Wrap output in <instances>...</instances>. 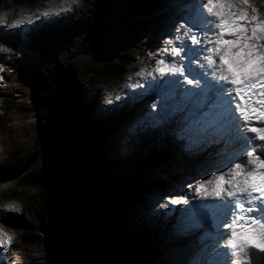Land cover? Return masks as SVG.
Returning <instances> with one entry per match:
<instances>
[{
    "label": "snow or ice",
    "instance_id": "snow-or-ice-1",
    "mask_svg": "<svg viewBox=\"0 0 264 264\" xmlns=\"http://www.w3.org/2000/svg\"><path fill=\"white\" fill-rule=\"evenodd\" d=\"M78 3L40 0L35 11L17 9L11 23L8 12H0V29L18 32ZM174 7L179 23L157 50L159 58L149 57L154 64L126 85L155 90L157 98L127 135L167 126L189 155L217 145L215 160L198 173L202 178L182 195L164 196L167 203L159 207L167 214L176 211L169 205L180 206L178 235L205 229L187 264H264V15L254 0H175ZM5 51L11 49L0 43ZM0 208L20 210L16 202ZM7 242L0 233L4 251Z\"/></svg>",
    "mask_w": 264,
    "mask_h": 264
},
{
    "label": "trees",
    "instance_id": "trees-1",
    "mask_svg": "<svg viewBox=\"0 0 264 264\" xmlns=\"http://www.w3.org/2000/svg\"><path fill=\"white\" fill-rule=\"evenodd\" d=\"M40 0H0V12L7 20L17 9L35 11ZM171 0H79L67 12L54 18H40L24 26L41 27L57 23L56 31L40 37H27L18 46L30 50L25 55L36 114L50 124V131L61 139L55 145L43 144L26 157L9 151L0 158V169L17 177V191L4 199L19 207L26 201L34 208L39 228L52 232L40 240L49 249L54 264H137L142 256L151 262L163 253L157 237L145 221L138 237L142 244L130 253L119 255L112 235L119 230L124 216L141 209L143 218L152 207L143 190L123 196L108 195L101 185L105 168L101 163L107 134L96 133L89 124L88 110L72 103L73 81L89 92L94 105L105 103L119 88L129 67L153 40V29L166 30L174 18L167 10ZM128 110L127 103L101 116L113 120ZM169 152L155 146L139 158L130 179L146 173L154 163L167 162ZM41 156L58 160L43 168L29 170ZM165 195L168 186L158 182ZM113 188H116L115 186ZM120 191H121V187ZM158 188V189H159ZM155 239V240H154Z\"/></svg>",
    "mask_w": 264,
    "mask_h": 264
},
{
    "label": "rangeland",
    "instance_id": "rangeland-1",
    "mask_svg": "<svg viewBox=\"0 0 264 264\" xmlns=\"http://www.w3.org/2000/svg\"><path fill=\"white\" fill-rule=\"evenodd\" d=\"M174 3L175 0H171L167 8V10L174 12V21L167 25L169 29L165 32L160 30L159 27L153 29L152 42L145 44L142 55L132 62L127 73L131 79H129V77L122 79L118 90L110 98L111 103L105 102L104 104L94 105L91 102L89 92L80 85V82L73 81L71 84L73 95L72 103L74 106L85 107L88 110L89 124L96 127L94 131L96 133H106L108 135L103 144L101 157V163L105 168V177L101 181V185L107 188L108 195H112L118 200H122L125 195L143 190V195L148 198L150 206H153V209L144 218L141 209L132 210L129 215L124 216L119 230L112 235L114 244L119 245L120 242L122 243L118 247L119 255L130 253L142 244L138 237L141 222L145 221L149 224L152 229V235L157 237V245L160 246L163 253L159 260H155L154 262H151L147 256H142L137 264H170L172 260L176 258L174 257L175 255L172 254L173 250H175V248L178 249L180 245L183 246L188 243L183 236L179 237V235H175V226L181 215L180 211H178V214H175V211L165 214L164 209L159 207L160 204H164L165 200L163 197L166 195L162 193L161 189L158 187L157 181L165 183L168 188L171 189L175 187L179 188L181 185L186 186L189 176L196 174L193 172L197 171L195 170L197 165L192 168L190 164L201 159H204L203 162L207 163L208 161L207 164H210L215 160L214 153L217 149V145H211L213 146L211 150H208L207 147L197 154L189 155L184 152L185 159L188 160L182 162L177 158H173V150L170 152L173 144L174 148L180 146V144L175 141L171 132L167 130V126L152 129L150 127V134L146 133L145 129L147 127H145L140 130L136 136L129 137L127 135L128 127L141 119L144 114L149 111L148 109L144 112H139V105L148 103L150 106L152 101L157 98L155 90H149L148 93H141L139 88L129 89L126 85L138 80L134 73L141 68H145L144 65L148 66L154 64V59H149V57L159 58V52L157 50L163 47L162 42L165 38H170L173 25L174 23H178L179 20L178 16L180 13L174 7ZM261 3L258 1L255 3V6L259 7ZM1 9L0 7V11ZM260 13L264 15V11H260ZM10 18L11 21L14 20L13 16ZM57 26L58 24L55 23L41 27L40 24L36 22L31 26H22L18 32L0 29V43H4L5 47L11 49V51L1 52L4 57L10 59L11 63L8 62L9 64L4 65L3 60L0 59L2 64L1 71H3V74L6 73L7 75V82H4V84L2 82L0 83V87L6 86L3 92L0 91V139L3 140V142H0V158L4 157L9 151L20 152L26 157L41 145L37 134L38 120L36 106L32 99L31 81L26 70L27 63L25 55L31 53V51L18 46L20 43L18 44L17 40L23 41L29 36L33 38L40 37L43 33L56 31ZM141 83H143V81H141ZM149 94L152 96L151 98H149ZM140 97L142 100L139 101ZM125 103H127L128 108L126 112L118 116L116 115L113 120L102 121L101 116L114 112ZM39 120L46 125L47 137L53 138V134L50 131L51 125L46 122L44 117H40ZM121 131L123 133L121 136L122 145L118 136V133ZM153 146L161 153L166 151L169 152V159H167V162L160 164L154 163L147 168L145 171L146 173H138L131 179L127 177L126 175L128 172H131L137 160L145 157ZM238 146L240 147L241 144L236 145V147ZM57 160L58 158L56 157L45 158L41 156L34 164L30 165L29 170L40 167L45 168ZM200 164L202 163H199L198 166H200ZM190 168H192L191 171L193 172H189ZM6 175L7 172L0 169V204H3L2 202L5 197L10 196L12 190H18L14 184L17 177ZM114 186L116 188H113ZM119 187H121V191ZM169 208L172 209V205H169ZM19 209V212L25 211L27 223L29 224L28 227L25 225H20V227H18V232L15 234L19 239L23 231L35 236L38 235L41 239L52 234L50 230L39 228L40 226L33 214L34 208L26 201ZM2 211H5V209L0 208V212ZM2 226L6 225L2 224ZM167 231H170L172 236H166ZM201 235L202 234H200V236ZM178 237L181 240H177ZM169 240L175 241L176 244L174 243V245L177 247L169 246L166 248L165 243H169ZM30 246L34 249L31 253L38 255L37 259L40 264H54V262L49 259V249L45 244L41 243L39 239L31 241ZM199 246V241H194L192 246H189L182 259L187 261ZM17 251L20 250L18 249ZM17 259L18 256H16V260ZM180 260V258H176L175 263H178ZM28 261L26 260L24 264H29Z\"/></svg>",
    "mask_w": 264,
    "mask_h": 264
},
{
    "label": "bare ground",
    "instance_id": "bare-ground-1",
    "mask_svg": "<svg viewBox=\"0 0 264 264\" xmlns=\"http://www.w3.org/2000/svg\"><path fill=\"white\" fill-rule=\"evenodd\" d=\"M258 1H260V3H261V0H254V6L256 5L255 3H257ZM256 8L258 9L259 12L260 11H264V3H261V6L256 7ZM2 53L0 52V59L3 60L4 65L11 63L10 59L8 57H4L2 55ZM1 67H2V64L0 62V83L2 82L4 84V82H7V75H6V73L3 74V71H1ZM5 87H6L5 85L0 87L1 88L0 91L3 92ZM148 96H149V98L152 97V96H150V94ZM140 100H142L141 97L139 98V101ZM137 103H139V102H137ZM148 109H150V106L148 105V103H145L144 105L140 104L138 110H139V112L140 111L144 112L145 110H148ZM151 129H150V127H147L145 129L146 133L150 134L151 133ZM122 135H123L122 131L118 133L121 145H122V139H121ZM0 142H3V140L0 139ZM131 144H133V143H131ZM173 145H172V148L170 150V152L173 150L172 151L173 152V158H177L178 160H181L182 162H185L186 160H188V159H185V153H184V151H182L180 146L174 148ZM123 147H125V146H123ZM216 147L218 148V146H216ZM212 148H213V146L208 147V150H211ZM216 151H217V149L215 150V152ZM207 163L203 162L202 163V168L205 167ZM172 207H174V205H172ZM24 212L25 211L13 212V211H10V210H5V211L0 212V233H3L5 235V237L7 238V241H8L7 245H6L7 251H4V246H0V256L4 257V256L10 255V254L18 256V259L16 260L15 264H24V262H26V260L27 261L29 260L28 261L29 264H40L38 262V259H37L38 255H36L34 253H31L32 251H34L32 246H30V242L32 241L33 235L31 233H26V231H23V233H21V237H20L21 240H20L15 234L16 232H18V227H20V225H25L27 227L29 226V224L27 223V219H26L27 216L25 215ZM174 213L178 214V210L175 211ZM2 224L6 225V226H2ZM204 231H205V229L203 227H200V228L193 229L190 232H187V233H184V234H180L179 237L183 236L184 239H186L188 243L186 245H183V246L180 245V247H178V249L175 248V250H173V252H172V254L175 255L174 257H176L178 259L179 258L180 259L184 258V255L187 252L189 246H192L194 241L197 240L200 243V240L202 238V235L200 236V234L204 233ZM175 235H178V234L176 233ZM166 236H172L171 232L167 231ZM179 237H178L177 240H181V239H179ZM174 243L176 244L175 241L169 240V243H165L166 248H168L169 246L170 247L171 246H175ZM175 247H177V246H175ZM18 249L20 251H17ZM179 250H180V252H179ZM176 258L174 260H176ZM0 264H1V262H0Z\"/></svg>",
    "mask_w": 264,
    "mask_h": 264
},
{
    "label": "water",
    "instance_id": "water-1",
    "mask_svg": "<svg viewBox=\"0 0 264 264\" xmlns=\"http://www.w3.org/2000/svg\"><path fill=\"white\" fill-rule=\"evenodd\" d=\"M39 116L37 115V120H38V126H37V134H38V137H39V143L42 145V144H52V145H55L56 142L58 140H60L61 138L58 137L57 135H53V138H49L47 137V130H46V125L44 123H42L40 120H39Z\"/></svg>",
    "mask_w": 264,
    "mask_h": 264
}]
</instances>
